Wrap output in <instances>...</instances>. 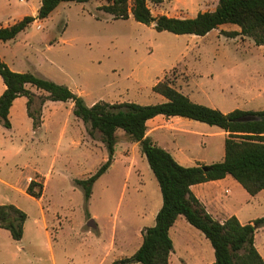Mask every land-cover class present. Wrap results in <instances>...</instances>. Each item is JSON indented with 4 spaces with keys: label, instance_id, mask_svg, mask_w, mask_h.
<instances>
[{
    "label": "rangeland",
    "instance_id": "1",
    "mask_svg": "<svg viewBox=\"0 0 264 264\" xmlns=\"http://www.w3.org/2000/svg\"><path fill=\"white\" fill-rule=\"evenodd\" d=\"M37 4L36 0L24 3L0 0V21H13L24 13L31 15ZM104 5L106 1L64 2L47 19H38L36 27L31 25L26 30L40 49H44L42 43L45 39L58 42L51 53L37 54L34 65L42 75L51 77H46L48 80L80 94L87 106L94 101L159 104L161 96L153 91V85L164 80L168 74L170 79H175L177 72L182 71L189 75L191 87L198 86L202 92L194 98V103L225 110H264V55L257 49L251 53L239 52V55L234 52L231 41L226 47L223 46V38L218 42V34L191 39L194 35L158 32L153 26L138 23L132 17L115 20L100 10ZM149 6L155 17L168 11L166 5L163 8L153 4ZM197 6L199 11L212 12L217 8L218 0H197ZM220 35L226 37L223 33ZM218 49L222 58L213 60L212 55ZM182 53L186 54L185 60L180 59ZM31 58L34 59V56L31 55ZM51 62L54 63L53 73L50 71L53 67ZM166 72L168 74L165 75ZM58 104L62 106L66 103ZM62 116L63 113L58 115L42 142L25 143L27 148L19 155L15 152L3 155L0 152V178L7 183L0 182V205L12 204L27 214L24 244L32 245V248L23 251L19 249L21 245L13 241L9 231L3 233L6 235H2V241L7 238L4 242L11 251L5 264H97L105 255V249L111 246L115 228L118 239L123 227L130 232L135 231L136 204L132 202V185L126 179L127 163L131 160L121 156L119 150L108 171L93 186V196L87 201L84 190L76 181L87 180L94 175L106 162H103V157L109 159V152L100 134L91 137L85 123L74 113L68 134L76 136L80 143L69 145L70 135L59 142ZM81 129L82 135L79 134ZM118 134V141L126 139L122 131ZM0 137L4 143L11 145L3 134L0 133ZM13 138L16 139V135ZM204 141L209 147L210 140L203 138ZM132 157L137 161L138 168L141 159ZM142 158L162 196L158 181L143 154ZM37 166L45 172L44 175L36 174ZM29 175L47 186L42 208L48 217L52 252L45 230L38 222L40 204L20 192L25 177ZM247 209L243 219L262 217L264 198L256 197ZM183 220L186 222L185 218ZM91 221L96 228L89 227ZM154 225L155 222L149 227ZM193 230L204 236L201 231ZM204 239L208 246L206 255L209 250L214 254L211 243L205 236ZM127 241L123 243V250H112L111 255L126 252L116 262L131 257L136 249V244L130 245L131 237Z\"/></svg>",
    "mask_w": 264,
    "mask_h": 264
},
{
    "label": "trees",
    "instance_id": "2",
    "mask_svg": "<svg viewBox=\"0 0 264 264\" xmlns=\"http://www.w3.org/2000/svg\"><path fill=\"white\" fill-rule=\"evenodd\" d=\"M106 1L101 11L115 20H128L153 26L158 32L174 35L204 37L222 25H237L241 33L223 32L226 37L242 35L253 40L256 46H264V0H219L213 12L199 13L194 19L155 17L150 4L161 6L168 0H42L37 17L26 16L9 28H0V41L14 40L36 19H47L64 2L87 3ZM0 77L6 89L0 96V125L11 128L10 109L19 97L28 99V114L34 129L42 123V105L45 101L72 102L73 113L87 126L91 137L96 133L106 145L109 159L87 180H77L84 190L85 199L92 196L94 184L108 171L118 143V131L125 138L140 146L151 171L158 181L163 204L156 216L155 225L142 230V245L129 258L114 264H169L174 250L170 229L180 217L201 231L211 243L215 262L213 264H264L255 247V234L264 226V217L242 225L236 217L224 223L215 220L205 206L195 197L193 185L217 181L231 176L246 192L254 197L264 190V110L258 112L235 110L224 114L219 110L191 101L174 86L168 75L158 82L153 91L167 99L155 105L136 103H108L99 101L87 106L82 97L65 85L40 77L34 73L12 71L0 58ZM30 85L46 92L47 97L37 96L27 89ZM159 115L181 117L216 126L228 133L225 141V158L208 166L184 167L165 149L157 146L147 136V122ZM254 117V121H241ZM44 184L33 179L27 193L40 199ZM28 219L25 212L12 204L0 205V228L10 232L15 241H21L24 225Z\"/></svg>",
    "mask_w": 264,
    "mask_h": 264
},
{
    "label": "crops",
    "instance_id": "3",
    "mask_svg": "<svg viewBox=\"0 0 264 264\" xmlns=\"http://www.w3.org/2000/svg\"><path fill=\"white\" fill-rule=\"evenodd\" d=\"M26 1L27 0L23 1L22 3ZM36 2H38V4L36 5V7H34V13H32L31 15H29L28 13H24L18 19H15L13 21H0V28H9L20 22L26 16L37 17L42 0H36ZM164 6L168 11H166V13H164L162 16H167L174 19H194L199 13H205L204 11H199L197 0H168L163 5L157 7L163 8ZM185 13H187L188 15H185ZM37 22L38 19H36L35 22L31 25L35 26ZM26 30L21 32L14 40L7 42L0 41V58L14 72H29L45 79L51 78L46 75H42L37 70L34 65L36 62L35 57H37V54L39 53H51L58 42H51L48 39H45V41L42 43L43 45H45V47L44 49H40L37 47V42L33 40L30 34H27ZM223 32L240 34L241 29L237 25L225 24L222 25L219 29L210 32L208 35L202 38L209 37L213 34H218V42H220L221 38H223V46L226 47V44L231 41L234 44L235 53H251L253 49H257L262 53V55H264V46H256L252 39L242 35H238L236 37H223L222 35H220V33ZM191 39L196 38L195 36H193V38ZM28 49L32 52H28ZM31 55L34 56V59L31 58ZM185 57L186 54L182 53L180 59L185 60ZM212 58L213 60H219L222 58L220 49H218V51L216 50V53L212 55ZM51 64L53 65V67L51 66L50 71L53 73L54 63L51 62ZM166 74L168 73L166 72L165 75ZM176 75L177 76L174 79L175 88L182 94L186 95L191 101L202 94L198 86H195L194 88L191 87V85L189 84V75L187 73L181 71L180 73L177 72ZM155 85H153V87ZM5 89L6 86L2 78L0 77V96L4 93ZM27 89L32 91L37 96H48V94L44 93L43 91H39L30 85L27 86ZM72 91L74 92V90ZM159 100V104L167 101V99L163 96H161ZM58 103L61 102H53L50 100L45 101V103L42 105V123L41 126L36 130L33 127V120L29 117L28 114V99L26 97L17 98L14 101L9 114V119L12 127L8 129L0 125V133L3 134L4 139L10 141L11 145H7V143H4V141L0 137V144H4L0 146V152L3 155H9L12 152H15L17 155H19L27 148L25 146V143H28L29 141L35 142L36 140L42 142L43 140H45L50 126L56 123V118L60 113L64 114V116H62L64 118L62 130L59 136V142H63L65 138L70 135L68 134V126L71 122V116L73 115L74 104L72 102H66L65 105L58 106L60 105ZM95 103L96 101H94L90 106L94 105ZM213 109L219 110L224 114H228L236 110H225L222 107H214ZM242 111L251 110L247 109ZM252 112L258 111L252 110ZM23 128L25 129L23 130ZM81 130L82 131H80L79 133L80 135L83 134V129ZM118 133L119 131L117 132V136H119ZM14 135H16V139L13 138ZM147 136L150 137L157 146L168 151L180 165L184 167H196L208 166L218 162H222L224 160L225 141L228 138V133L216 126H208L201 122L193 121L190 119L181 117L168 118L163 115H159L147 122ZM203 138L210 140L209 147H207L205 141L203 142ZM78 142L79 141L76 136H73V134L69 136V145L77 146ZM16 144L19 146H14ZM201 149H204L208 152L203 153ZM119 150L121 156L129 158L131 160L129 163H127L129 167L127 170L126 179L128 181V184H131L133 188L134 195L132 202H135L136 204L135 222L137 224L135 225V231L133 232H130V230L127 228H121L119 239L117 228H115L116 233L112 237V241L110 243L111 246L105 249V255L100 258V261L97 264H111L122 258L126 254L125 251L123 255H117L116 253L115 255H111V252L112 250L115 251V249L119 248L123 250V243L125 244L126 242H128L127 238L129 237L132 238V242L130 243V245L133 246L134 244H136L137 246L136 249L131 253V255H133L142 245V230L148 228L155 222L156 216L163 204L159 189L156 186L155 182L152 180V177L150 176L147 168L142 162L143 158L139 144L131 143L127 139L121 142L118 141L115 148L114 158L118 156ZM131 155L135 156V158L139 157L141 159V165L139 164L138 168H136L137 161H135L134 157L130 158ZM107 160V156H104L103 162ZM35 172L40 176L44 175L45 173L44 171L42 172L41 168L38 166L35 169ZM25 178L26 181H24L25 183L23 185V189H20V192L25 197L33 199L40 204V220H38V222L42 224V228L45 230L48 240V247L52 252V236L48 229V217L46 214V210L42 208V202L44 201L46 195L47 186L44 184L42 197L40 199H36L27 193V187L34 179V176L29 175ZM0 182L7 184L2 178H0ZM191 190L195 197L205 206L208 213L220 223H224L226 220L234 216L240 221L242 225H246L249 223H253L256 219L264 217L263 214L262 217H251L249 219H243L246 218L245 214L248 213L247 206L250 204V202L258 196L264 198V190L261 191L258 195L252 197L231 176H227L226 178L217 181L193 185L191 187ZM183 218L184 217H180L176 221L174 226L170 229V237L173 241L174 250L170 256L169 264H213L215 262V254H213V252L210 253L209 250L206 255V248L208 249V246L206 247V240L204 239V236L200 235L199 232H195L193 229L196 228L191 226L187 221L185 222ZM27 221L24 225V235L22 240L15 241L12 238L13 241L17 243V245H21L19 249H23V251H25L26 248H32V245L30 243L28 245L24 244L27 236ZM6 231L7 230L0 228V264H5L4 262L6 261V258L11 254L10 249L6 246L5 243L7 241V238L4 239L5 242L2 241V235H6L3 234L6 233ZM255 247L264 260V226L258 229L255 234Z\"/></svg>",
    "mask_w": 264,
    "mask_h": 264
},
{
    "label": "water",
    "instance_id": "4",
    "mask_svg": "<svg viewBox=\"0 0 264 264\" xmlns=\"http://www.w3.org/2000/svg\"><path fill=\"white\" fill-rule=\"evenodd\" d=\"M254 120H256V118H254V117H245V118L241 119V121H244V122L254 121ZM88 225H89L90 228H96V226H95L93 221H91Z\"/></svg>",
    "mask_w": 264,
    "mask_h": 264
},
{
    "label": "built area",
    "instance_id": "5",
    "mask_svg": "<svg viewBox=\"0 0 264 264\" xmlns=\"http://www.w3.org/2000/svg\"><path fill=\"white\" fill-rule=\"evenodd\" d=\"M20 2H23V1H25V0H19ZM152 5V4H151ZM38 28L40 29V27L38 26Z\"/></svg>",
    "mask_w": 264,
    "mask_h": 264
}]
</instances>
